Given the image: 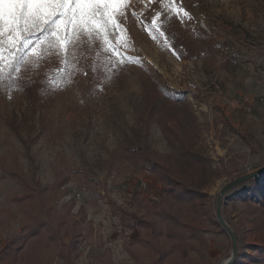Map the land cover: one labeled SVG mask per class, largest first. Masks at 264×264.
I'll list each match as a JSON object with an SVG mask.
<instances>
[{"label": "rangeland", "instance_id": "obj_1", "mask_svg": "<svg viewBox=\"0 0 264 264\" xmlns=\"http://www.w3.org/2000/svg\"><path fill=\"white\" fill-rule=\"evenodd\" d=\"M176 3L190 20L166 19L161 0H136L130 11L139 19L128 16L130 44L121 51L142 63L118 65L110 78L108 54L99 41H81L69 46L66 78L56 75L63 56L45 51L38 66L21 69L23 90L9 91L0 83V253L29 221L45 218L56 227L61 224L58 243L66 250L72 233H86L92 224L94 235L79 248V264H88L105 248L116 264H135L127 247L140 229L126 211L143 215L141 202L153 209L162 190L151 171L120 156V142L135 131L176 177L207 194L195 201L205 211L199 222L203 237L224 232L230 256L232 239L216 214L219 195L235 179L264 168V0ZM157 11L165 36L157 34L153 41L149 32ZM190 28L200 30L197 37ZM146 72L186 95L185 130L178 132L183 138L178 143L199 153L200 164L176 154L162 126L152 120V103H146L143 87ZM160 104L157 116L165 113ZM169 123L175 126L178 118ZM4 165L16 167L20 176L6 174ZM137 190L141 195L134 197ZM25 194L31 196L20 200ZM81 206L86 220L78 214ZM222 214L241 253L250 260L264 259V175L229 190ZM206 241L198 250L199 264H212ZM198 251L189 264H197ZM58 253L54 246L37 264H65ZM20 258L28 263L25 255ZM13 261L14 256L5 262Z\"/></svg>", "mask_w": 264, "mask_h": 264}, {"label": "trees", "instance_id": "obj_2", "mask_svg": "<svg viewBox=\"0 0 264 264\" xmlns=\"http://www.w3.org/2000/svg\"><path fill=\"white\" fill-rule=\"evenodd\" d=\"M192 29L188 30L192 31ZM199 32L200 30L196 29L191 34L197 37ZM195 40L194 38V42ZM174 47L181 54L178 43ZM143 87L146 92V103H152L150 105L151 118L162 126V132L174 152L180 156L189 157L193 163L200 164L202 157L199 153H194L183 146L182 142L178 143L183 139L178 132L185 130L183 123L185 117H183L182 108L188 101L186 95L176 94L163 84L158 76H154L150 72H146V81L144 80ZM161 102H163L165 113L157 116L155 112L161 106ZM175 118H178V123L172 126L169 121ZM184 121L187 122V120ZM187 127H191V124L187 123ZM137 136L138 133L132 131V135L128 134L124 137L118 147V151H121L120 156L124 161H130L141 169L151 171L161 183L162 190L161 200L153 202V209L141 202V207L145 209L143 215L136 211H126L128 215L136 219L140 229V234L128 245L127 252L135 264H189V257L194 251L201 249L204 241V228L199 222L203 221L205 211L195 201L206 197L207 194L200 189L188 186L176 177L163 161L150 152L148 144L137 139ZM2 168L9 176H20L16 167L4 165ZM77 172L80 173V170ZM45 189L41 187V190ZM259 189L261 191L263 186L260 185ZM139 195H141L140 190L135 191L134 197ZM29 196L31 194H25L19 199L23 200ZM84 210V207L81 206L78 214L83 217V220H86ZM89 226L91 227L85 228L86 233H83L82 230L72 233L69 250H66L65 246L58 243L61 224L56 227L49 219L36 218L27 223L22 234L12 237L9 244L0 253V264L12 256H14L12 264H26L23 262L24 260H21V254L28 259L27 264H37L43 255L47 254L54 246H59L58 256L63 259L65 264H79L76 261L79 256V248L88 236L94 235L92 224L89 223ZM99 246L104 247L102 244ZM8 262L5 263L9 264ZM88 264L116 263L111 259L110 248H105L102 254L93 256Z\"/></svg>", "mask_w": 264, "mask_h": 264}, {"label": "snow or ice", "instance_id": "obj_3", "mask_svg": "<svg viewBox=\"0 0 264 264\" xmlns=\"http://www.w3.org/2000/svg\"><path fill=\"white\" fill-rule=\"evenodd\" d=\"M136 0H0V83L11 91L21 88L19 73L25 66H38L44 52L63 56L56 75L67 77L69 46L77 42L99 41L108 54L107 75L124 63H142L138 57L121 51L128 47V16L137 17ZM166 19L175 16L183 22L190 14L176 0H161ZM157 11L151 19L149 35L153 41L164 37V19ZM164 46L168 47L167 40ZM41 51H37V49ZM115 61V62H114ZM21 90H23L21 88Z\"/></svg>", "mask_w": 264, "mask_h": 264}, {"label": "crops", "instance_id": "obj_4", "mask_svg": "<svg viewBox=\"0 0 264 264\" xmlns=\"http://www.w3.org/2000/svg\"><path fill=\"white\" fill-rule=\"evenodd\" d=\"M227 235L223 232H216L211 234H204V238L207 240L208 243L207 246V254L208 257L212 259V264H221L225 259L229 257L228 251H227ZM204 239V240H205ZM205 250L202 252L204 253ZM200 252L198 251L197 256V264L202 263L199 262V259L202 257H199ZM232 264H264V259L256 258L253 260L247 259V256L241 253L240 249L238 251V256L235 259V261Z\"/></svg>", "mask_w": 264, "mask_h": 264}, {"label": "water", "instance_id": "obj_5", "mask_svg": "<svg viewBox=\"0 0 264 264\" xmlns=\"http://www.w3.org/2000/svg\"><path fill=\"white\" fill-rule=\"evenodd\" d=\"M264 175V168L258 171H255L253 173H249L247 175L241 176L237 179H235L234 181H232L231 183L227 184L221 191L219 198H218V203H217V209H216V214L218 219L221 221L222 225L225 227L226 231L228 232V234L230 235L231 239H232V250H231V254L230 256L225 259L221 264H232L235 259L237 258L238 255V241H237V236L234 233V231L232 230V228L228 225V223L226 222V220L223 217L222 214V200L224 195L231 190L232 188L240 185L241 183L255 178V177H259Z\"/></svg>", "mask_w": 264, "mask_h": 264}]
</instances>
